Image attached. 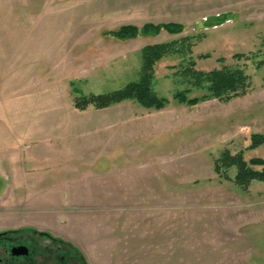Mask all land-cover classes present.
<instances>
[{
  "label": "rangeland",
  "instance_id": "374dc122",
  "mask_svg": "<svg viewBox=\"0 0 264 264\" xmlns=\"http://www.w3.org/2000/svg\"><path fill=\"white\" fill-rule=\"evenodd\" d=\"M148 23H177L184 31L127 41L109 34ZM191 36L199 37L191 54L168 55L155 65L153 89L169 101L165 108L124 101L100 112L101 121L69 125L77 147L91 149L83 150L85 162L98 159L107 169V188L87 186V178L102 170L63 172L82 187L76 190L90 191L93 202L57 205L52 217L46 211L23 214L72 241L89 264H264V181H252L244 191L234 182L235 167L222 176L214 170L225 151H243L246 161L264 159V145L246 150L254 134H264V67H257L264 60V0H0V89L19 71L29 87L48 79L52 92L43 91L41 102L53 107L62 101L58 116L72 115L63 105V89L70 100L122 90L139 81L144 47L181 46ZM251 53L258 55L233 59ZM205 54L210 57L198 58ZM220 58L245 65L252 80L246 96L195 106L174 99L186 89L189 98L205 93L182 76L184 66L194 60L197 70L208 72L220 68ZM90 108L87 114L94 115ZM151 117L162 124H152ZM53 175L59 173L48 178ZM104 195L120 202H99ZM13 219L0 214V227ZM18 220L26 222L22 217L12 224Z\"/></svg>",
  "mask_w": 264,
  "mask_h": 264
},
{
  "label": "crops",
  "instance_id": "0c3cea01",
  "mask_svg": "<svg viewBox=\"0 0 264 264\" xmlns=\"http://www.w3.org/2000/svg\"><path fill=\"white\" fill-rule=\"evenodd\" d=\"M8 80L7 87L0 89V187H2L0 214H11L14 219L23 217L26 220L23 224L40 228L39 223L35 222L37 218L30 215L32 218L28 219L23 214L29 211H46L51 214L49 217H52L58 214L57 205L93 202L90 195H87L91 193L90 191L76 190L82 187H76L73 178L61 176V173L72 174L84 168L93 172L102 170L103 175L98 174L99 176L87 178L89 180L87 186L91 187L93 182H97L98 188H107V169H100L98 159L92 164L85 162L88 159L84 158L86 152L83 150L91 152V149L77 147L79 139L75 137L74 128H69V125L90 123L92 120L101 121L104 116L100 112L111 110L114 106L103 110L94 108V115H89L87 112H91V108L84 111L77 110L74 100H70L68 90L63 89L65 102L63 105L72 115L58 116L59 109L56 107L61 106L62 101L56 102L53 107L51 105L44 107L41 102L43 91L52 92V85L49 84L48 79L37 80L35 85L29 87L27 75L19 71ZM55 95L57 97L58 92H55ZM148 120L152 124L158 123L152 117ZM159 123L162 124V122ZM55 172L59 175L48 178ZM46 182L52 184L51 190L25 192L32 191ZM101 198H103L102 201ZM99 202L120 201L116 195H104L99 197ZM36 205H54L55 207L44 210ZM7 222L9 221L2 224L6 225ZM43 226L46 227V225ZM47 230L50 229L47 228Z\"/></svg>",
  "mask_w": 264,
  "mask_h": 264
},
{
  "label": "trees",
  "instance_id": "16d2710c",
  "mask_svg": "<svg viewBox=\"0 0 264 264\" xmlns=\"http://www.w3.org/2000/svg\"><path fill=\"white\" fill-rule=\"evenodd\" d=\"M168 32L171 35H179L184 31V26L177 23L152 24L148 23L141 28L135 25H123L118 30L109 34L120 40L127 41L136 39L140 35H159L161 32ZM199 37L191 36L182 39L181 46L177 41L170 43L148 45L141 52L142 68L140 79L137 82L128 84L124 89L114 91L108 94H90L82 97L74 98V106L77 110L84 111L89 107L98 110L110 108L124 101H135L139 105L147 109L161 110L165 108L169 101L160 98L153 89L155 65L161 59L173 54H191L192 47L196 45ZM258 54H236L233 59L238 62L250 60L257 57ZM210 55H200L198 58L207 59ZM220 68L213 69L208 72L199 71L196 62L191 60L188 66L182 68V76L187 82H190L194 88L205 93L200 97L189 98L186 89L184 92H177L174 99L181 104L195 106L200 102L216 99L221 102H229L235 98H241L248 94L252 87V80L247 73L245 65H227L225 59L217 60ZM258 68L264 67V60L257 63ZM264 145V134H254L250 144L246 150L256 149ZM235 167L236 175L234 177L235 184L242 190L247 191L251 182L255 180L264 181V159L254 158L250 161L244 159V152L241 151L236 155H232L229 151H225L219 159L214 163L216 174L222 176ZM254 167H261L256 170ZM228 178V176H227Z\"/></svg>",
  "mask_w": 264,
  "mask_h": 264
},
{
  "label": "flooded vegetation",
  "instance_id": "af4514ba",
  "mask_svg": "<svg viewBox=\"0 0 264 264\" xmlns=\"http://www.w3.org/2000/svg\"><path fill=\"white\" fill-rule=\"evenodd\" d=\"M11 221V220H10ZM0 227V264H89L71 241L51 230L11 222Z\"/></svg>",
  "mask_w": 264,
  "mask_h": 264
}]
</instances>
